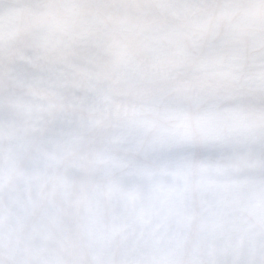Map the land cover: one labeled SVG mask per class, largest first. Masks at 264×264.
Here are the masks:
<instances>
[{
  "label": "snow or ice",
  "instance_id": "snow-or-ice-1",
  "mask_svg": "<svg viewBox=\"0 0 264 264\" xmlns=\"http://www.w3.org/2000/svg\"><path fill=\"white\" fill-rule=\"evenodd\" d=\"M0 264H264V0H0Z\"/></svg>",
  "mask_w": 264,
  "mask_h": 264
}]
</instances>
